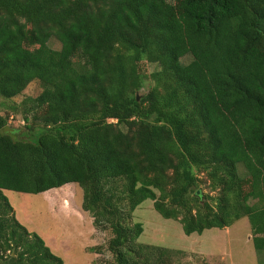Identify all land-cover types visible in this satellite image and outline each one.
Segmentation results:
<instances>
[{"label": "trees", "instance_id": "16d2710c", "mask_svg": "<svg viewBox=\"0 0 264 264\" xmlns=\"http://www.w3.org/2000/svg\"><path fill=\"white\" fill-rule=\"evenodd\" d=\"M142 62L158 67L146 91ZM35 81L34 137L5 134L0 115V264H64L5 191L68 185L110 232L114 264L188 257L139 242L147 200L187 236L247 218L264 251V0H0V96Z\"/></svg>", "mask_w": 264, "mask_h": 264}, {"label": "rangeland", "instance_id": "374dc122", "mask_svg": "<svg viewBox=\"0 0 264 264\" xmlns=\"http://www.w3.org/2000/svg\"><path fill=\"white\" fill-rule=\"evenodd\" d=\"M179 1L165 0V4L175 6ZM48 46L55 50L60 49V43L55 38L48 42ZM80 60L81 57L74 58V61ZM191 60V56H186L182 62L188 64ZM157 68V65L148 62L140 64V71L146 77L145 91L151 88L150 77ZM42 91L41 84L35 81L21 96L14 99L8 100L0 96V115L8 119V134H12L16 139L25 140L34 137L38 132L37 126L31 130L28 127L31 121L29 123L25 121V118L31 120L34 115V112L30 111L32 105L25 102L30 98H36ZM142 94L144 91L137 95L140 97ZM242 173L245 176L243 171ZM200 177L203 182L198 192L213 195L205 177L203 175ZM6 196L14 207L20 223L30 232L37 233L43 229L48 233H55L57 229L64 231L63 241L59 244L53 241L52 247H62L61 250L70 251V255L74 252L80 253L83 257L82 264L115 263L114 255L108 250L110 232L97 230L90 214L83 212V191L77 185L65 186L62 191L50 190L42 196L12 191H7ZM25 198L31 200L29 201L31 207L22 204L21 199ZM64 201H68L69 205H65ZM24 213L27 215H23ZM133 222L143 225L144 233L139 238L140 243L185 251L188 257L182 260V264H189V261L192 264H203V261L207 264H264V251L257 253L247 218L239 220L230 228H216L206 230L201 235L195 233L187 236L181 223L163 218L154 209V202L147 200L134 212ZM94 247L101 248V252L91 251L90 249Z\"/></svg>", "mask_w": 264, "mask_h": 264}, {"label": "crops", "instance_id": "0c3cea01", "mask_svg": "<svg viewBox=\"0 0 264 264\" xmlns=\"http://www.w3.org/2000/svg\"><path fill=\"white\" fill-rule=\"evenodd\" d=\"M7 193V191H5V194ZM45 193H42V194H39L40 196L44 195ZM29 195V194H28ZM21 201L23 202L22 204L24 205H28L29 207H31L32 205L29 203V201H31L30 199L27 200L26 198L25 199H21ZM11 203V202H10ZM14 208V207H13ZM15 210V209H14ZM84 213H86L84 210H83ZM23 215H27V214H23ZM17 219L19 220L18 216L16 215ZM28 217V216H27ZM33 217V216H32ZM20 222V221H19ZM32 226V225H31ZM92 227V226H91ZM32 228L35 230L34 226H32ZM57 229V228H56ZM37 231V230H36ZM64 231H61L60 229H57L55 231V233H48V232H45L44 229L41 230V232L37 231L38 235H40L43 240L45 241L46 245L51 249V251L61 257L63 260H64V264H82V261H83V257L80 255V253H72V255H70V251H64V250H61V248L59 247H52V243L53 241H55V244H59L63 241V238L65 237L63 235ZM65 242V240H64ZM75 243V242H74ZM71 246H73V244ZM77 250V249H76ZM72 252V251H71ZM92 253V252H91ZM92 256V255H91ZM85 261V260H84ZM89 261V260H88ZM91 261V259H90Z\"/></svg>", "mask_w": 264, "mask_h": 264}, {"label": "water", "instance_id": "95a60500", "mask_svg": "<svg viewBox=\"0 0 264 264\" xmlns=\"http://www.w3.org/2000/svg\"><path fill=\"white\" fill-rule=\"evenodd\" d=\"M137 98H138V100H139V97H137ZM7 131H8V127L5 128L4 133H5V134H8Z\"/></svg>", "mask_w": 264, "mask_h": 264}]
</instances>
